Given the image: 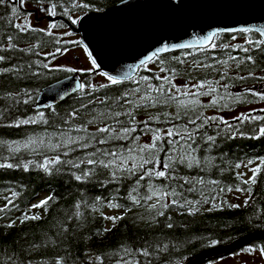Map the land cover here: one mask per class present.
<instances>
[{
    "label": "snow or ice",
    "instance_id": "snow-or-ice-1",
    "mask_svg": "<svg viewBox=\"0 0 264 264\" xmlns=\"http://www.w3.org/2000/svg\"><path fill=\"white\" fill-rule=\"evenodd\" d=\"M221 7L230 8L241 17H250L254 20L264 21V0H217ZM187 0H149L143 3L137 0H112L111 7L107 9L94 3V0H0V8L5 10V15L0 20L6 23L4 30L0 32V63L8 61L9 67L0 68V74H14L16 79L29 77H42L55 71L65 73H83L84 75H96L105 78L106 83L94 84L90 81L76 80L72 93H79L82 99L88 98V103H81L79 108H73L66 113L62 124L66 127L56 126L49 133L47 127L43 133H33L23 139L0 142V146H6L7 155L0 156V169H22L25 173L36 170L46 176L62 174L67 169L68 174L78 183H88L99 176L105 179H97L102 188L109 184L122 185L124 181H133L127 190L126 196H120V187L115 188V193L107 200L102 196H96L92 202L93 212L100 214L102 219L110 221L115 227L118 221L128 218V213L133 208H143L148 213L133 217V220H143L148 226L159 224V218L165 217L166 213L176 210L178 214L192 216L204 211H216L227 206L231 209L241 207L237 203H229L223 197L227 193H246L243 206L247 207L250 201H254L253 188L258 184V177L264 173V155L248 158L246 164L236 163L237 170L234 176V184L222 185L218 179L206 178L203 175L183 176L181 168L198 169L200 173H208L219 168L221 173L224 169L214 163L216 159L224 157H213L210 153L217 147V140H232L238 135L242 138L261 139L264 138V107L252 108L249 111H240L232 115L230 122L222 115H205V110L213 109L217 113L227 110L233 111V106L240 103H253L255 100L264 102V91L245 88L242 92L233 93L230 89L238 81L248 79L256 80L264 84V69H260V75L256 74V57L250 53L259 52L264 59V23L252 24L248 19H235L223 26L212 27L207 34H192L189 36L187 28L182 35L189 38L180 42L162 43L167 37H159L152 50L145 51L135 64H128L123 70L113 74V70L104 71L98 61L92 45L85 43L83 39L62 41L61 37H71L72 25L96 22L101 25V39L105 42H114L119 39L118 35L105 27L107 22L115 17H123L137 8H152L162 10L168 18L175 19L187 8ZM31 9V10H29ZM259 10V15L255 11ZM75 13V15L73 14ZM89 13L101 15L92 16ZM63 18L57 22L56 18ZM33 20L36 21L33 24ZM44 21L43 24L40 22ZM70 22V23H69ZM192 25H189L191 27ZM56 30H63L61 36H56ZM203 31V30H201ZM227 34L232 41L237 36L243 38L240 43H217L216 38ZM253 36L257 38L253 39ZM28 38L30 41L26 47H21V42ZM47 37L49 40H45ZM179 40V37H174ZM51 42L56 45L54 51H41ZM74 44L83 49L89 65L87 67H69L53 64L57 55H63L70 51L68 45ZM246 45V46H245ZM207 46V47H206ZM198 50L204 57L203 60H194L195 68L205 71L211 69L219 79H196L192 83L189 75L188 82L177 85L174 81L178 75L177 69L170 62L161 57V54L174 50ZM231 50L226 52V59L211 57L212 63L208 62L210 50ZM239 51L243 56L232 55ZM7 53H22L26 57L35 56L37 59H29L26 63H11L17 59L8 56ZM191 54V53H189ZM40 57H43L41 59ZM156 64L158 73L165 75H139L133 79L137 70L152 72L150 65ZM172 61L183 63L180 57L173 56ZM234 65V67H233ZM250 65L252 70L247 75H241L242 66ZM234 71L235 75H229ZM75 79V77H73ZM129 81L133 87L126 89L115 98L105 96L103 100L99 97L93 98V93L100 89H106L112 85L122 84ZM156 81V83H153ZM222 89V91H221ZM245 93L250 94L254 100H247ZM70 93L67 90L57 92L63 100ZM201 97H209L208 103H202ZM4 99L14 101L15 106L22 103L30 105L34 102L33 96L26 88L16 92H7ZM111 100V104L109 101ZM98 103L105 105L106 110L96 112L83 123L73 126L72 122L77 119L82 110H87L89 104ZM121 110H116L112 105ZM127 105V107H124ZM9 105L6 112L11 111ZM174 111L166 109L172 108ZM52 108L51 104L44 105ZM158 109L155 113L147 112L148 109ZM143 109L146 118L138 119L137 113ZM259 113V114H253ZM53 115H58L53 109ZM123 117L124 119H121ZM112 121V123H108ZM28 125H49V120L42 110H35L33 115L15 117L11 122L5 124L9 128H21ZM93 126L94 131L89 132L88 126ZM251 126V133L245 130V126ZM214 134H209V130ZM76 135H71V133ZM141 136L147 138V142L141 143ZM110 145V147H109ZM203 151L201 159L199 153ZM23 152L30 156L23 158ZM83 152V155L73 157V153ZM229 169L232 165L228 166ZM241 167L246 172L238 171ZM206 189L210 191L206 192ZM199 194L198 199H189L190 194ZM212 193H215L214 195ZM17 192H11L13 198ZM83 196V194H81ZM220 198L219 204L216 203ZM238 198V197H237ZM6 203L0 208V214L8 222L3 226L7 229L14 228L19 222L23 225L28 221H38L42 217L34 209L48 211V204L53 201L52 196H46L38 203L31 204L26 210L21 211L13 202V199L4 198ZM126 200L127 203L118 201ZM211 205L204 208L205 205ZM87 206L85 199L78 200L75 204L74 217L83 219L81 206ZM109 209H122L121 215H104L103 207ZM15 209L20 215L12 219L9 214ZM73 219L69 216V220ZM264 220V211L257 209L254 216L250 217L248 223L255 228H264V223L253 224ZM167 229H173L175 225L172 217L167 216ZM66 233L67 228H63ZM111 231L104 228L103 232L97 231V235H103ZM218 240L211 239L210 246H215ZM33 247H36L33 245ZM175 245L167 243L161 246L157 241L155 246L145 241L143 247L130 248L122 245L120 250L109 256L111 262L114 257L115 264H152L153 257L157 261L162 259L161 254L168 253ZM241 253L258 254L264 260V242L250 244L240 250ZM240 253H233L239 255ZM143 257V261L137 259ZM31 264V261H29ZM54 264H66L64 257L55 259ZM89 264H93L90 259ZM94 264H102V256L96 255Z\"/></svg>",
    "mask_w": 264,
    "mask_h": 264
},
{
    "label": "trees",
    "instance_id": "trees-1",
    "mask_svg": "<svg viewBox=\"0 0 264 264\" xmlns=\"http://www.w3.org/2000/svg\"><path fill=\"white\" fill-rule=\"evenodd\" d=\"M33 0H29L32 3ZM70 2V0H69ZM118 2V0H116ZM18 3V0H17ZM94 3L105 8L112 5V0H94ZM31 10V9H29ZM75 15V13H73ZM5 15V10L0 8V17ZM60 22V21H57ZM6 22L0 20V32L4 30L3 26ZM60 37V35L56 34ZM239 36V35H238ZM237 36V37H238ZM257 38L253 36V39ZM45 40L49 38L45 37ZM63 41V40H62ZM30 41L27 37L21 42V47H26ZM219 43H232L231 37L227 34H222L216 38ZM246 46V45H245ZM56 45L49 42L47 46L41 51H54ZM231 50L213 49L208 53V62L212 63V56L218 59H226V52ZM191 53V54H189ZM232 55L243 56L238 50L232 52ZM256 57V74L260 75V69H264V59L260 57L259 52L250 53ZM8 56H15L17 59L12 60L11 63L19 64L22 61L26 63L29 59H37L35 56L26 57L22 53H7ZM58 56V55H57ZM177 56L183 60V63H176L172 61V57ZM170 65L177 69L178 75L176 79L188 82L189 75L193 78L192 83L196 79H219V76L211 69L205 71L202 68H195L193 66L194 60H203V55L198 50L182 51L179 53H172L161 56ZM43 59V57H40ZM156 63L150 65L152 72H145L139 69L133 79L138 78L139 75H165L167 73H158ZM10 63L5 61L0 63V68L9 67ZM234 67V65H233ZM252 70L250 65L242 66L241 75H247V72ZM68 73L55 71L42 77H29L25 79H16L14 74H0V142H7L10 140L23 139L25 136L33 133H43L47 127L49 133L53 132L56 126L66 127L62 124V120L66 117V113L73 108H79L81 103H88V98L82 99L79 93L68 97L61 103L52 108H45L46 117L49 120V125H28L21 128H9L4 125L11 122L17 116L33 115L35 110L36 97L41 88L55 82ZM229 75H235L234 71H230ZM81 82L90 81L94 84L95 75L78 74ZM156 83V81H153ZM260 85H264L259 81L248 79L246 81H238L230 90L233 93L242 92L246 87L257 89ZM129 81H124L119 85H112L106 89H100L93 93L94 97H99L101 100L105 96L115 98L126 89L133 87ZM22 88H26L33 96L34 102L30 105L20 104L18 108L14 101L4 99L7 92H16ZM222 91V89H221ZM247 100H254L250 94L245 93ZM255 100L253 103H258ZM111 104V100L109 101ZM11 107V111L6 112L5 109ZM248 105L251 103H240V105ZM116 110V105H112ZM127 107V105H124ZM53 109L58 115H53ZM96 112L105 111V105L93 103L88 105L87 110H82L77 119L72 122L73 126L79 125L90 119ZM174 111V107L166 109ZM158 109H148L147 112L155 113ZM259 114V113H255ZM147 113L141 109L137 113V118H146ZM121 119H124L121 117ZM233 122L232 120H229ZM112 123V121H108ZM234 123V122H233ZM93 126H88V131L93 132ZM245 130L250 134L251 126L246 125ZM209 134H214L211 129ZM76 135V133H71ZM142 137V136H141ZM110 147V145H109ZM7 155L6 146H0V156ZM73 157L83 155V152H76L72 154ZM201 159L204 156L203 151L199 153ZM213 157H224L225 159H216L214 163L220 165L224 169L221 173L220 169L211 170L208 173H200L198 169L181 168L180 174L183 176L203 175L206 178L218 179L222 185L234 184V176L237 171L234 168L236 163H247L248 158H255L257 155H264V138L253 140L242 138L239 135L232 140H217V147L210 153ZM23 158H30L27 152H23ZM3 162V161H0ZM229 165L232 168L229 169ZM239 171V170H238ZM97 179H105L104 175ZM97 179L88 183H78L71 178L67 169L62 174L53 176H46L43 173H38L36 170H31L25 173L22 169H0V208L6 203L5 197L13 199L17 207L23 211L31 204L38 203L39 200L46 196H52L53 201L48 204V211L43 209H34L33 212L40 215L42 219L38 221H28L21 225L17 222L16 226L11 229L3 227L8 220L3 218L0 214V264H54L58 257H64L66 264H89L90 259L93 261L96 255L102 256V264H115L114 257L109 261V256L120 250L121 246H128L130 248L143 247L145 241L152 243L155 246L157 241L161 246L165 243L175 245L168 253L161 254L163 257L169 256H195L203 251L217 248L218 246L228 245L236 240L241 239L244 235L255 229L248 223L250 217H253L256 210L264 211V173L258 177V184L253 188L254 201H250L247 207H239L231 209L226 205L216 211L205 212L203 208L201 212L192 216L187 215L186 210L184 215L178 214L176 210L168 211L165 217L159 218V224L148 226L143 220H133L137 215L147 216L143 208H133V211L128 213V218L118 221L115 227L109 224L108 221L102 219L99 213L93 212L91 209L92 202L96 196H102L105 199V205L108 199L115 193V188L120 187L118 195L126 196L128 187L133 181H124L122 185L109 184L106 188L100 187ZM17 192V197L13 198L11 192ZM210 189H206V192ZM83 194V196L81 195ZM213 195L215 193H212ZM227 193L223 199H226ZM246 194V193H244ZM189 199H198L199 194L188 195ZM85 199L88 201L87 206H81L80 211L83 213V219L77 220L74 217L75 204L78 200ZM220 198H217L216 203L219 204ZM120 203H127L126 200L118 201ZM211 205H205L204 208ZM106 206L101 209L104 213ZM122 212V209H117ZM203 211V212H202ZM20 215V211H13L9 214L12 219ZM69 216L73 219L69 220ZM167 216L172 217V222L175 225L173 229H167L164 225L167 223ZM260 223L253 219V224ZM67 228V232L63 228ZM111 228V231L103 235H97V231L103 232L104 228ZM216 239L218 243L215 246H210V240ZM35 245L36 247H33ZM210 248V249H209ZM143 261V257H137ZM159 261L153 257L152 264H158Z\"/></svg>",
    "mask_w": 264,
    "mask_h": 264
},
{
    "label": "water",
    "instance_id": "water-1",
    "mask_svg": "<svg viewBox=\"0 0 264 264\" xmlns=\"http://www.w3.org/2000/svg\"><path fill=\"white\" fill-rule=\"evenodd\" d=\"M130 2L136 3L137 0H130ZM140 2L143 3V0H140ZM145 2H149V0H145ZM187 5L185 11L175 19L166 17L162 10L152 8H137L123 17L115 16L111 18L105 27L118 35L119 39L114 42H105L100 38L102 28L96 22L86 21L84 24L71 26V29L73 34L79 37V40L83 39L85 43L92 45L91 50L96 53L98 61L102 65L101 70H113V74H116V72L123 70L126 65L137 63L138 59L141 58V54L152 50L156 46V40L161 36L167 37L162 43L180 42L189 38L182 35L185 28L191 36L192 34H207L210 30L209 25L212 27L223 26V24L235 19H248L249 23L252 24L264 23V21L254 20L250 17H241L235 10L219 6L217 0H187ZM259 14L257 9L255 15ZM89 15L101 14L89 13ZM189 25L192 26L189 27ZM174 37H179V40H174ZM181 51L187 50L169 51L161 54V56ZM76 80H79L78 76L71 74L41 88L35 100L36 108L43 110L46 104L55 106L74 95L75 93H72L71 89L74 87ZM64 90H67L70 94L61 100L57 92H63ZM260 237L262 235L252 234L229 245L201 252L195 256L192 264H199L205 258L231 253Z\"/></svg>",
    "mask_w": 264,
    "mask_h": 264
},
{
    "label": "rangeland",
    "instance_id": "rangeland-1",
    "mask_svg": "<svg viewBox=\"0 0 264 264\" xmlns=\"http://www.w3.org/2000/svg\"><path fill=\"white\" fill-rule=\"evenodd\" d=\"M35 23H36V21L33 20V24H35ZM40 23L43 24L44 21H41ZM62 31L63 30H56V34L61 36ZM61 39L63 41L78 40V38L75 37V36H71V37L63 36V37H61ZM232 43L243 44V38L238 36L235 41H232ZM68 47H69L70 51L67 52V53H64L63 55H59L58 54L56 59L52 61L53 64H60V65L69 66V67H81V66L87 67L89 65V62L87 61V57H86L85 53L83 52V49H81L80 47H78L77 45H74V44H70V45H68ZM151 68H153V67H151ZM78 73H75V74H78ZM94 80L98 84L99 83H106L105 78L99 76L98 74L95 75ZM174 82L177 85H182V84L186 83L185 81L179 80V79H176ZM253 88L254 87H252L251 89H253ZM256 90L257 91H264V85H260V87H258ZM209 99H210L209 97H201V102L206 104V103H208ZM260 107H264V102L251 103V104H248V105H244L243 104V105H240V106L239 105H234L232 112H228L227 110H225L223 112L217 113L213 109H207V110H205V115H217V114H219V115L224 116L225 119L231 120L232 115L237 114L240 111L247 112V111H249L252 108H257L258 109ZM253 114H255V113H253ZM140 142L141 143L147 142V138L142 136ZM244 164H246V163H244ZM239 171L247 173V170L244 167H241L239 169ZM247 175H250V173H247ZM245 197H246V194H244V193L232 192V193L228 194V196L226 197L225 200H227L229 203L240 204L241 207H243V200L245 199ZM205 212H208V211H205ZM121 214H122V212L117 211V209L106 208V210L104 211V215H121ZM108 222H109V224H111L110 221H108Z\"/></svg>",
    "mask_w": 264,
    "mask_h": 264
},
{
    "label": "flooded vegetation",
    "instance_id": "flooded-vegetation-1",
    "mask_svg": "<svg viewBox=\"0 0 264 264\" xmlns=\"http://www.w3.org/2000/svg\"><path fill=\"white\" fill-rule=\"evenodd\" d=\"M260 223H264V220L260 221ZM252 234L262 235V237L248 242L247 244L243 245L240 249L233 251L231 253H225V254L214 256V257L205 258L199 264H264V260L259 258L258 254L253 253L250 255L247 253L240 252V250L247 245L260 244L264 242V228H255L251 232L244 235L242 238L248 237ZM218 247H221V246H218ZM233 253H240V254L233 255ZM194 260H195V256H187V257L169 256V257H163L161 260H159L158 264H192Z\"/></svg>",
    "mask_w": 264,
    "mask_h": 264
}]
</instances>
